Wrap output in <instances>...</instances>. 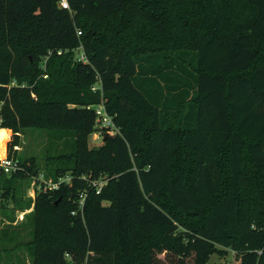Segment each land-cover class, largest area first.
<instances>
[{"label": "trees", "instance_id": "16d2710c", "mask_svg": "<svg viewBox=\"0 0 264 264\" xmlns=\"http://www.w3.org/2000/svg\"><path fill=\"white\" fill-rule=\"evenodd\" d=\"M62 1L0 0V130L24 169L0 178V264H264V0ZM99 105L119 133L93 149ZM27 130L43 165L14 152ZM41 170L71 180L26 202Z\"/></svg>", "mask_w": 264, "mask_h": 264}, {"label": "rangeland", "instance_id": "374dc122", "mask_svg": "<svg viewBox=\"0 0 264 264\" xmlns=\"http://www.w3.org/2000/svg\"><path fill=\"white\" fill-rule=\"evenodd\" d=\"M98 84H96V87H94L96 90L100 89V84L99 85ZM104 109L106 110L105 106H104ZM106 112H107V110H106ZM107 114H108V112H107ZM108 116L111 118V121H112V124L109 127L110 129L108 130L107 128H101L100 127L101 129H99V131L94 133L90 138V141H89L90 148H93V149L100 148L101 146H103L106 136L113 138L114 136H116L119 133V129L116 127V125L113 121V118L109 114H108ZM105 130H108V132H106ZM41 134L39 133L38 130H27L25 133H22L21 137H20L21 143H20L19 154H22V155L26 154L28 157L36 156L40 160V163L43 165L44 164V162H43L44 156H45V153L47 151V144H46V136L43 135V133H41ZM13 138H14V136H12L11 140H13ZM2 155H4V154L0 153V156H2ZM44 180L46 181L47 184L50 182L49 180L45 179L44 172H43V170H41L39 176L35 177V181H36V183L38 181H40L42 183V182H44ZM105 180L108 182L109 179H105ZM42 186H44V185H42ZM42 186H39V187H42ZM32 187H33V182L31 183L30 187L25 190L26 193L24 195V200L26 202L30 200V199H28V198H31L30 194L33 195V192H35L33 189L34 187L33 188ZM38 192L39 191H37V194H38ZM23 194L24 193L22 192V193H19L17 196L23 197ZM26 202H25V204H26ZM105 204L107 205V203H105ZM8 208H9L8 209L9 214L11 213V215H13V212L17 209L14 201L10 200ZM33 210H34L33 205L29 210H26V211L16 210L15 215H16L17 222L19 224L25 223L26 221H25V217H23V215L28 211H29V213H31ZM19 218H20V220H19ZM6 220L1 221L2 222L1 228H3V229H5L9 225V222ZM3 221H6V222H3ZM14 225H15V223H14ZM22 226H24V228H25V225H22ZM28 233L29 232L27 229L22 230L21 234L23 235V238H24L23 240H26V241L29 240V234ZM21 250H22V248H19L16 255H20V254L25 253V252H22ZM234 262H236L235 254L232 252H229L227 257H225V258H222L219 255L212 256V258L208 264H232ZM26 263L29 264V262H27V261H26Z\"/></svg>", "mask_w": 264, "mask_h": 264}, {"label": "built area", "instance_id": "2783aa9c", "mask_svg": "<svg viewBox=\"0 0 264 264\" xmlns=\"http://www.w3.org/2000/svg\"><path fill=\"white\" fill-rule=\"evenodd\" d=\"M61 8L70 9L69 4L66 0L61 2ZM79 61L87 63L88 59H87V56L85 55V53L79 54ZM13 85H15V84H13ZM93 90L96 91L95 88H93ZM96 114H97V122H98L99 127L109 128L111 126L112 121H111V118L108 116L106 110L104 109V105H99L96 107ZM2 123H3V121L0 118V127L2 126ZM18 135L21 137L20 134H18ZM12 136H14V134L10 133L9 140H8L6 148H5V154H4V156H0V178H1V176H12V175H15V174L24 170L20 164V161L17 160L15 157L10 156L9 146L13 141V140H11ZM19 151H20V146H15L14 152H19ZM70 180H71L70 178H65V179H61L60 183H52V181H50L47 184L45 180L42 183L40 181H38L36 183L35 178H34V180H33V187L34 188L33 187L32 188L34 189L35 192H33V195L30 194V197L34 201L36 199V196H37V191H39L38 193H40V192L46 191V190H56L60 187L61 183L70 182ZM38 185L39 186L45 185L46 187H45V189H43V186L39 187ZM104 185H105V183L103 181H95V182L91 183V186L95 187L97 189V194H100L102 192ZM87 197H88V193L86 191L81 193L80 199H79L78 210L73 212V215L77 216L79 213L83 214V211H84V208L86 205V201H87ZM33 207H34V204H33ZM27 213L29 214V211L26 212L23 215V217H25L27 215ZM19 220H20V218H19ZM17 223H15V224H17Z\"/></svg>", "mask_w": 264, "mask_h": 264}, {"label": "bare ground", "instance_id": "6f19581e", "mask_svg": "<svg viewBox=\"0 0 264 264\" xmlns=\"http://www.w3.org/2000/svg\"><path fill=\"white\" fill-rule=\"evenodd\" d=\"M10 137V132L8 133V140ZM6 138H7V131L6 130H0V153L5 154V148H6ZM7 140V142H8ZM4 156V155H2Z\"/></svg>", "mask_w": 264, "mask_h": 264}, {"label": "crops", "instance_id": "0c3cea01", "mask_svg": "<svg viewBox=\"0 0 264 264\" xmlns=\"http://www.w3.org/2000/svg\"><path fill=\"white\" fill-rule=\"evenodd\" d=\"M1 130H6L7 131V138H6V143H7V140H8V133H13L12 130H9V129H1Z\"/></svg>", "mask_w": 264, "mask_h": 264}, {"label": "water", "instance_id": "95a60500", "mask_svg": "<svg viewBox=\"0 0 264 264\" xmlns=\"http://www.w3.org/2000/svg\"><path fill=\"white\" fill-rule=\"evenodd\" d=\"M107 137H105V139H106Z\"/></svg>", "mask_w": 264, "mask_h": 264}]
</instances>
